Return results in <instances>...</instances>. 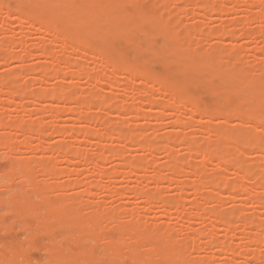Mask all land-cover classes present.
<instances>
[{"label": "bare ground", "instance_id": "6f19581e", "mask_svg": "<svg viewBox=\"0 0 264 264\" xmlns=\"http://www.w3.org/2000/svg\"><path fill=\"white\" fill-rule=\"evenodd\" d=\"M21 1L19 0V2H21ZM26 1H29L30 3H28V5L30 4V6H32V7L35 6L36 9H38L37 7L40 6L38 4H43L45 11L49 15L48 19H54V20L60 19L63 22V24H65V26H67L69 24L71 26H72V24H74L76 26L74 30H72V31L70 30L71 31L70 33H69V31H65L68 34H70L68 36L65 35L64 32L63 33H58L59 31H57L55 33L56 35L59 34V35L56 36V38H58V40L61 39V41L64 40L65 43H66V41H68V43H70L68 45H70V47L72 46L71 49H70L72 51L75 50V49L73 50V48H75V47H78V48H76V50L77 49L80 50V48H79L80 45L78 46V44L81 43L80 38L83 37V36L85 37L88 34H92V35H95V36L97 35L99 40L101 42H103L104 44L109 39L111 34H118V33L120 34L122 31H125L127 33V32H130L133 29H140L141 31H143L147 35V40H151V38H152L151 36H153L155 34L164 37L166 42L171 47V49L169 48L168 50L171 51L170 52V56H171L172 60L175 63H178V64L179 63H181L183 65L187 64L186 71H185V75H186L185 76L186 77L185 78V82L189 81L192 84L193 83H197V82H201V83L205 84L207 86V88H208V91L210 92V94L212 96H214V97H220L221 96V99L218 101V105L221 104V106L223 108H225V109L219 108L221 106L210 108L208 110L204 109L203 107H200L198 105L197 101L194 99V97H192V95L187 93L188 92L187 91L188 87L186 85L184 86V90L185 91L181 90V86H180V89H179V87H177L175 84L169 83V81H166V82H168V83H166L165 79L162 80L160 77L155 76L154 73H152L150 71H144V70L142 71L141 70L142 66H141L140 71H139L138 69H136L135 67L130 66V65L123 66V64H122L120 66H117L118 65L117 64V65H115V68H117L116 72H114L115 70L111 71V69H110L109 72H111V73L113 72V73H112V75L110 73V75L108 74L109 76H106V77H109V78L106 80V81H108V83L106 82L107 84L106 83L105 84L108 85V84L111 83V81H115L114 79L117 78L118 71L120 73L122 71V73H124V74L121 73L123 75V80H122L123 82L122 83L124 85L122 84L123 87L122 86L121 87H122V90L124 91L125 88H128L129 83L133 82L134 77L137 76L139 78V80H140L139 81L140 82L139 83L140 84V86H139L140 88L138 87V88H135V89H138V92L136 91L137 92L136 95L139 98L138 101H140L139 102L140 106L132 108L133 110L134 109L136 110L135 113L136 112L137 113L138 112H142L143 109H145L144 105H146V106L147 105H149V106L151 105V106H153L152 108H155V107L158 108V109H156V108L155 109H156V111L158 110L159 111L158 113H160V114L161 113L163 114L167 109H169L171 111V113L170 112H168V113H170L172 115V117H173V115L176 116L175 117L176 119L174 121L177 122L178 125H179V123H181V125H183V126L189 125L190 121H188V119L185 120V118H183L185 116V114H186L185 110H187V109H191L193 111V113L195 112V114L197 113L201 117V119H206V121L209 120V122L207 121L208 123L205 121L208 125L205 126L204 125L205 123L202 124L203 127L205 126V128H203V130H206L209 138H211V136H214L215 137L214 140L216 141V138H217V139L220 140V142H218V143H216V145H214L215 146L214 149L212 148V150L214 151V154L212 153V155L210 157V160H209V158H208V160L211 162V165H213L214 168L216 167L217 169L220 170V167H221L220 164H222V160L226 159V161H227V159H228L229 163H228V161H227V163L232 165V166H230L228 168H232V170L231 169L230 170H231V172L236 173L235 176L238 175L237 176L238 180L235 181L236 178L234 179V177H233V179H234V180H232L233 182L231 181V179L230 180H228V179L225 180L226 178L222 177L221 175H214L212 177L209 176L211 178H207V176H205V174H204L205 173V171H204L205 170L204 169L205 168L204 162H206L205 158H207V156H208V155L205 156V154L208 151L207 147H209L210 144L215 142V141H213L211 143L210 140H207V138H206L207 136L202 138L203 141L206 138V142H204V144H202L203 141L202 142L200 141L201 142L200 145L196 144V142H194V140H192L194 137H192V136L190 137L192 141L190 140L188 142V146L186 145L187 146L186 149L191 154H189L188 152H186V153H188V155L190 156V158L192 160V158H194L192 153L195 154V152H196L200 156V158L203 157L202 160H201V163L204 161L202 163V165L197 164V163H196L197 165H192L196 161L200 162V160H196V161L193 160V163L192 162L190 163L189 162L190 158L188 159V161H186L184 159H180V158H178L179 152L175 148V146L177 147L180 144L184 143L183 141H185V142L188 141L187 140V139H189L188 136L187 137H183V138L181 136L180 137L181 139L177 138V137H179V133H178V130H177V134H175V133L173 134L172 133L175 136L170 135V133H169V134H167L168 136H166L164 134L165 136L163 137V136H161L162 135L161 134L158 137L149 139L150 137L148 135H146L145 133L141 132V131H144V130L140 129L139 130L140 132H138V134H137L135 132L134 128H133V130L129 129V126H131L132 124L128 125V130L129 131H127L125 129H123V131H126V132L121 131L122 129H119V128L121 127L120 124L123 123V122L119 123L117 121V119H116L117 122H113V126H114V123H116V124L119 123L118 124L119 128H117V125H116L117 129L114 127L116 129V131L119 129L118 130L119 132L118 131L114 132V130H115L114 129L113 130L114 134H112V136L111 135L109 136V134H111L112 132L111 133L108 132L109 133L108 136H109V139L112 138V139H114V141H117V146L118 147L116 146V149H114L115 147L112 144V146H113L112 148L113 149H111V151H109V152L107 150L108 147H103V148H105V150H107V152H108L107 155H110L112 158L109 157V156L107 157L105 152H103L104 149H102V152L100 151L101 149L98 146V144L100 142L98 140L103 139V137L104 138L107 137V136L103 135L104 132L102 130H104V128L100 127L101 126L100 124H103V126H104V123L102 121H104L103 119L105 117L107 118L109 112L106 113L107 115L104 118L101 117V119H100V116L98 117V116L94 115L93 113L95 111L92 112V110H94L92 108H94L93 105L99 106L98 105L99 104L98 100L95 99L97 103H94V104L93 103H86V101L88 102V100L85 101L86 96L83 93L82 94L85 97L84 100L82 98L83 96L80 97L78 95L79 93L78 94L76 93L77 95L75 94L77 97L78 96L79 97L74 99V97H75L74 93H73V91H71L70 86H69V89H68L67 85H69V84L65 83L63 81L64 79L61 80L62 82H64L63 84H61V85L58 84L55 87L53 86L54 87L53 91H50L49 93H47L48 94V99H47L48 103H46V105H47L46 107H47V111L49 112L48 116H49V118L54 116V113H56L57 108L61 105L60 104L61 102H63V106L62 107L64 109L65 108L67 109L68 106H70L71 101H73L74 102V106H73V102H72V106L74 108H76L75 104H78L80 106L82 105L83 106L82 108L84 110H82V108L77 105V108L80 107L79 108L80 110L78 109V110L75 111L74 108H72L73 109L72 110L71 109L72 106H71V107H69V109H67L66 111L64 110V111L67 112L68 114H69V112L75 111V115H77L79 113V115H77V117H75V119H73V120H75V121L78 120L79 124L84 121L85 122L84 123L85 124L84 128H86V129L81 130L79 128L80 130H77L75 128V126H72V124L70 125L69 123H67V124L62 125L60 127L53 126V128L51 129V134H56L57 133L58 135L62 134L64 136H68V138L70 137L71 139H73L71 141H74V140L75 141L76 140L80 141L81 139L82 140L84 139V141L87 142L89 146H91V145H93V147L96 146L95 149L96 150L100 149V150L97 151L98 153L94 154L95 155L94 158H92V156L90 154L88 155V152H87L88 149H87V151H84V152H78V153L75 152L74 153L71 150L72 148H70V147H72V145H70L71 141L68 139V140H64V141L61 140L62 141L61 142L62 146L57 144L58 147L60 146V148L54 147L55 146V142L53 143L54 144V145H52L53 149L54 148H58L57 150H59V152H56L57 151L56 149H54L55 150L54 151L50 146H49V148L48 147L42 148V150L46 149L45 150L46 152H48V153L50 152L49 153L50 155L52 154L51 151H53V153L54 152L57 153V155L52 160H49V161H46V162H41V164H39V165H38V163H39L38 161H33L32 159H30L28 157L27 158H22L20 160L17 157L15 158V156L12 157L13 153L17 154L19 152V150L21 151L24 148L27 151L30 150L31 152L32 151H38V145H35V143H33V139H36L41 134L42 126L43 125L45 126L46 123L41 126L42 123L40 124V121L39 122L36 121L37 123H35V121H33L34 123L29 124L30 122L27 123L26 119L23 118V117L21 118V117L15 116L13 118V116L15 114H13V115L9 114V111H10L9 107L10 106L9 107H5L6 105H3V104L5 102H7L8 105H10V104L12 105V103H13L14 106H12V107H14V109L12 108V110L17 111V109H19V111H20V109H21L23 112H25L26 108L24 106L25 105L24 103H26V102L23 103V102H21L22 101L21 99L17 98L18 95L20 96L19 93H16L17 96L15 97V99L17 98V99H19V101L21 100L20 103H15L14 101H16L17 99L14 100L13 96H11V95L9 96L8 94H6L8 96L7 100L6 101L4 100L5 102H2L3 104L0 101V104L3 105V106L0 105L1 111H3L2 113H0V129H2V130L4 129L3 132H2V130H0V132H1V134H0V148H4L3 149L4 151H5V149L8 151V153L5 151L6 152V155L4 154L5 157L8 154H10L9 155L10 160H13V163H14V159L18 160V163L11 171L8 172V171L4 170L2 173L0 172L2 174V176L1 175L0 176L3 177L2 178L3 179V184L2 185H3L4 189H7L6 191L4 190V192H8V190H9V193H10V191H11L10 189L12 188V186L14 184L16 186L17 185L16 182L17 183L19 182L18 185L21 184L22 186L26 187L27 188L26 191L27 190L29 191V189L31 190V192H32L31 196L39 197L40 203L38 201H36L37 197L36 198L34 197L36 200L34 198H32V199L35 200V201L33 200V204L35 202H37V203H39V206H34L32 203L29 202V204H31L32 207L28 209L27 206H24L23 202L20 203V202H17V201H13L12 203L10 202L11 203V207L10 208H11V210L13 209L15 212L19 213L18 215L22 216L23 218L30 217V214L31 213H35L36 212L35 210H38L39 207H40L41 210H44L45 213H38V214H42V217H44V219H42V220H44L43 223H42L43 225H42L40 230L41 231L43 230L42 233H45L46 235L49 234V233L56 235L55 236L56 238L53 240V243L50 245L51 248L49 247L51 249L50 251L52 253L53 252H57V251L59 252V250L62 251V254H60L61 255L60 259L57 260V258H56V256L57 257L60 256L59 254L58 255H54L55 258H51L53 256H50V257L48 256L49 257V261L46 264H128V261H132L133 264H211L209 261H205V260L203 261L202 259L198 260V259H189L188 258L187 252L188 251H195V250L199 249V247L201 245V241H202L201 240V236L203 237V235H205V234L196 233L197 237H188L187 230H192L193 229L192 227L188 226L186 228L187 230H185L186 232L183 234L184 235L183 236L184 239L181 238V237H180V239H175L174 235H173V232L170 229L162 230V229H159V228H154V229H151V230H147L146 227L140 225L138 219H136V218L128 219L129 221L126 220L127 216H129V214L127 213L128 211L126 210L127 207L126 208L124 207L125 209L122 207L123 209L122 208L120 209V210H122V212H120V210H117V213L113 212L116 209H114L113 211H111L112 209H108L106 211L100 212L101 209H99L100 207L98 208V205H99V203L102 200L99 197L97 198V200H93V199L90 200V199H87L86 197H84V199L78 198V199L75 200V198H74V200H72V199L70 200V198L64 197V194H62V192L64 190L71 189L73 187H76L79 184H80L79 186H82L81 184H85L86 183V182L82 183L83 180L81 181L80 178H76L74 176H73L74 177L73 178L71 176L72 172H73V174H75L74 173L75 169H73V167L71 168V167H67L66 166V168H65L66 170L61 171L60 174H63V172H64L63 176L66 178V182H64L63 185H62V183H61V185L60 184H57V185L55 184V186H54V184L52 185L50 183H46V184L42 185V183L37 182V178H38L37 176H38V174H39V176H40V174L44 175L43 177H45V176L46 177H51L54 174L56 175V173H55L56 172L55 163L60 162V160H62L61 162H68L69 163V162L73 161V163H77V162H74V160H73V159H76L79 164H80V162L86 163L88 161L91 164V169H90V171H88L90 174L87 175V176L90 177V180L88 181V184L90 183V187H93L92 185H94V187L96 186L98 188V183L97 182H99L98 180H100V178L104 177L105 180H107V181H114V180H116V178L119 175H121V173H124V176H125V179H126L127 182L135 180L138 175L147 176L148 179H146V180H149V179L151 180L152 179V180H154L156 182L159 180V181H161L163 183L166 182V183H169V184L171 182H175L177 184L178 188L180 190H182L184 187H187L188 184H186L187 182H185L183 180L181 181V179H177L176 177H177L178 174L182 173L180 171L184 168V166H187L189 169H191V172L196 174L195 177H198V178H196L198 180L194 181V182L198 183L197 185L195 184L196 188L194 187V185L191 186L192 188L194 187L193 188L195 190L194 193L196 192V194L198 195L196 201H194L191 204V206H186L183 203V198H185L184 197V194H185L184 191H181V194L178 193V197L176 196L177 198L174 199L176 201H174L173 199L172 200L163 199L164 197L162 198V195H160L161 194L160 188H158L157 186L156 187L153 186L151 188L152 189L151 191H150V188L149 189L146 188V190H144L145 187H144L143 183H138V185H134V186L132 185V186L128 187V191H129V193H131L133 195H137V194H140V195L142 194L143 195L144 194L143 196H144L145 199H143V200L145 202V205H149L150 206V205H153L154 203H156V201L161 202L163 211L166 212V213H170L168 211L172 210L174 208L173 212L176 213L179 216H188L189 215L190 217L194 216L197 219H200V218L203 219L207 213H208L207 215L210 214L209 215L210 219H208V220H210L209 221V228L207 229L209 232L206 231L207 233H206V235L204 237H205V240H206V236H208L209 240L208 241L206 240L208 242V244H211V243L217 244L219 242L218 245L220 246V244H221L220 242H222V241L219 240L217 242L218 238L216 237L217 234H218V233L216 234V231H218L220 228H217L218 226H216V224L220 223V225H223V228H222L223 230H225L226 232H231V231L234 230V224L237 225V223H234V221L235 222L237 221L235 219V217L239 218L240 217V213L236 214V215L234 214L235 215L234 216L233 214H231L233 212L230 213L231 215H229L228 212L225 213L227 211V209H225L226 211L219 210V209H218V211H216V209H214V211H213V208L210 210L211 207L208 208L207 202L211 201L210 199L213 198L214 191H216L215 189L218 190V188H221L222 186L221 187H219V186L222 184L223 187L225 186L223 189L227 188L231 192L230 194H227V199H230V200L234 199L235 200V198L238 196V193H240V194L242 193L241 195L246 194V195H248L247 196V198H248V197L251 196V194H253V193H251V191H252V186L251 185L252 184H250V185L248 184L251 187H249L247 184H246L247 186H245L244 184H242L243 183L242 180L247 179L248 177H253L252 175H254L253 173L255 171H258V172L260 171L261 176L259 178H261L262 180H260V182H259V180L257 181V186L264 190V164H263L264 161H261V160H264V159L263 158L260 159L257 156L258 158L256 157V161L253 162V166L251 167L250 165L248 166L249 163H247V165H246V163L245 164L243 163L244 162L243 161V157L241 156L240 153H239L240 155L237 156L236 152L231 150L232 151L231 154L235 153L234 154L235 156L232 155L234 157L231 158L232 156H231L230 152H228V151H230V148H228L229 150L226 149L227 148L226 146L228 145V143L229 144L231 143L230 146H232V142L234 141L233 143H235V141H237V140L239 142H241L240 145L243 143L246 146H248V149L251 146H252L251 148L256 147V149H258L260 144H262L264 142V137H261L260 134L257 135L256 131L253 133L250 130L248 131V130L243 129V128L242 129L238 128V129H240V131H237V129H236L235 134H233L228 129L226 130V128L228 126H230V125H228V124H230V123H228L229 120L232 119V121H233V119H239V122H241V124H243L244 120H246V119H250V118L254 119V118H256L258 109L259 108H264V81H263V79L256 78L257 75L255 76L253 73H250L247 69H245V70L248 71V72L243 71V70L240 71V72H237V73H235L234 71L233 72L227 71V69H229L228 67L230 66L228 64L232 63L230 61L235 60L232 55H230V56H232L231 58L224 59V60H226L225 62L229 61V63L227 64L228 65V67H227V66H225L226 64H225L224 60L221 61L220 59H218L220 61H217V60L213 61V58H211V56H205V57L203 56V57H201V55H202L201 54L200 57H199V56H197L199 53L198 54L195 53L196 51L194 53L189 52V50H188L189 48L187 47V45L185 46V42L187 43V39L188 38L186 37L187 38L186 39L183 36L179 37L172 29V27L174 26L175 23L173 24L170 21L172 20V22H175L176 20L173 21L172 18H171V20H170V18H168V20H170V21H164V19L161 16H155L153 18H148V16L146 14L151 15V14H154V12H152L151 10L146 12L147 9L146 10L143 9L141 11L137 10L135 8V6H136L138 0H26ZM26 3L24 4L23 1H22L23 5H26ZM22 4H19V6L22 7L23 6ZM195 4H198V3H195ZM223 4L225 5V3H223ZM6 5H7V3H6ZM137 6H139V5L137 4ZM200 6H201L200 8L205 9V6L204 7H203V5H200ZM218 6H220V5L218 4ZM226 6H225V8H226ZM263 6H264V4H263ZM3 7L7 8L2 3H0V9H3ZM218 8L220 9V11H224L225 10V12H226L225 8H224V10H221L222 9L221 6L218 7ZM215 9H214V12L215 11H217V12L219 11V9L218 10H217V8H215ZM259 9H262V8L259 7ZM6 10L8 11V13H10L8 8L4 9V11H6ZM21 11H22V9H21ZM154 11L155 12L158 11L156 6H154ZM37 12H29L27 14V16L25 15L26 17L23 16V14L21 15V12H20V15L22 16L21 17L20 15H18L19 14V10L16 7V9L12 10V12H11L12 14L11 13L10 14L11 15L14 14V17H15V15L17 17L20 16L19 18H21V19L25 18L24 19L25 22L29 21V24L31 22V24H30V26H31L32 24L35 23L34 20H37V18H38V13ZM255 17L256 16H253V18H255ZM164 18L166 19V17H164ZM24 20H22V21H24ZM245 20L249 22V19L248 20L245 19ZM42 21H44V20H42ZM100 21H102V23ZM99 22H100V24H99ZM241 22H243V21H241ZM36 24L38 25L37 22H36ZM96 24H98V25H96ZM171 24H173V25L171 26ZM34 25L31 26V27L33 28ZM42 25L43 24H41L39 26H42ZM54 26H56V25H54ZM42 27H44V26H42ZM186 27L188 28V26H186ZM46 28H45V30H46ZM35 29H37V28H35ZM50 29H52L51 26H50V28L48 27V30L51 31V32L48 31L50 33V35L53 34V32H52L53 30H55V31L57 30V28L52 29V30H50ZM181 29H183V28H181ZM40 30H41V28H40ZM45 30H44V32H45ZM67 30H69V28ZM211 31H210V33H211ZM177 32L179 33L178 30H177ZM214 32H212V34L215 35V33L217 31L215 33ZM180 33H181V30H180ZM228 33H230L229 30H228ZM55 34H54V36L52 35L53 37H50V38H54V40H55ZM188 34H189V31H188ZM222 34H223V32H222ZM224 34H223V36H224ZM249 34L250 33H248V36H251L253 33H251L250 35ZM208 35H210V34H208ZM180 36H181V34H180ZM217 37L219 38V36H217ZM5 38H7V37H5ZM201 40H202V38H201ZM55 41H57V40H55ZM189 42H191L190 38H189L188 44H189ZM42 44L43 43L36 44V47H37V45L42 47ZM43 46L46 47L47 45L43 44ZM213 47L214 46H212V48ZM86 48L85 49L82 48L81 50L84 49V52L86 50L85 54H88V56H89L90 52H87L88 48L87 49ZM48 50L49 49H46L47 53L44 52V51L42 52V54L43 53L47 54V58H48V55H51L50 52H49L51 49L49 51ZM230 50H232V49H230ZM88 51H90V50H88ZM209 51H211V52L213 51L214 53H216V52H220L221 53V51H218V50L215 52V48H213L212 50L210 49ZM94 52L92 54H95V55L97 54L96 57H98L99 54L97 52L96 53H94ZM167 52L168 51H167L166 47L164 45H160L159 44L158 46H156V49L153 51V54H152L153 56L152 57L155 60L161 62L165 56H168ZM211 52L209 53L210 55L212 54ZM8 56H9V59L7 57L8 60H11L12 58L16 57L14 55L12 56L11 53ZM51 56L49 57L50 59L52 58ZM63 56H67V55H63ZM216 56H217V54H215L214 57H216ZM218 56H219V54H218ZM221 56H222V54L219 57L221 59H223V57H225L227 55L225 53V56L224 55L222 57ZM101 57L102 58H100V56H99L98 59H101L100 61H102V59H103V62H106V63H104V67H101V68L105 69V72H107L109 69H106L105 66L109 65V68H110V65H111L110 63L111 62H109L110 61L109 59H108L109 61L107 60L108 57H104V58H103V56H101ZM93 58H95V57H93ZM239 58L237 59V61L235 60L236 61V65L240 62ZM79 60H81V59H79ZM62 61H63V59H62ZM113 61H114V57H113ZM235 61H233V62L235 63ZM66 62H63V63H66ZM70 62L72 63V61H70ZM74 62L75 61H73V66L76 65V64L78 65L77 61H76L75 64H74ZM135 63L136 62H133V64H135ZM125 64H128V63H125ZM49 65L51 66L52 62ZM49 65H48V67H49ZM53 65H55V64L53 63ZM99 65H100V63H99ZM232 65H234V64L232 63ZM42 66L46 67L44 65H42ZM78 66L79 67L76 66L78 68V70H76V71H74L75 69L73 70V72H75V73H73V75L71 74L72 73V70H71L70 75H72L71 77L73 79L77 78V77L81 78V76H82L81 70H82V68L84 66L81 63H79ZM37 67H39V66H37ZM48 67H47V69H48ZM113 67L111 66L112 69H113ZM226 67H227V69H226ZM34 69L37 70L36 67ZM52 69L53 68H51L50 71ZM102 69H101V71H102ZM120 69H121V71H120ZM230 69H232V68H230ZM41 70H42V67H41ZM83 70H85V69H83ZM86 70H85V72H86ZM137 70L139 72H137ZM38 72H39V70H38ZM105 72H101V73H105ZM93 73H94V71H93ZM98 73H100V72L98 71ZM98 73L96 74L97 77H98ZM101 73L99 74L100 76L102 75ZM11 74H12V72H11ZM86 74H88V73H86ZM90 74H88L89 76H87V77H88V79H90V77H91V80H90V82H91L92 78L96 77V75L92 76V74L91 75ZM18 75H19V73H18ZM48 75H49V73H48ZM48 75L46 76V74H45L46 77H48ZM65 75H66V73H65ZM2 76H4V75H2ZM58 76H60V75L58 74ZM74 76H76V77H74ZM119 76H118V78H119ZM261 76H263V78H264V71H263L262 75L260 74V77ZM84 77H86V76L84 75ZM214 77H219V82H216V83L212 82V79ZM18 78H19V76H18ZM63 78H64V76H63ZM101 78H103V77H101ZM12 79H10V80L12 81ZM16 79H17V77H16ZM77 79H79V78H77ZM95 79L93 81H95ZM6 80H7V82L9 81L8 79H6ZM6 80H4V81H6ZM18 80L20 81V79H18ZM100 81H101V79H100ZM0 82H1V80H0ZM13 82L14 83L12 85L16 84L15 80ZM101 82H103V81H101ZM149 82L150 83L152 82L151 84H154L157 87L159 86V89L161 88V91L158 90V88H156L159 91L158 94L160 96L167 95L169 97L168 94H170V95L173 94L172 95V97L174 96L173 100L168 102L167 100H169V99H166V101L168 102L166 104L165 102L163 103L162 101L159 102V100L161 98L159 95L158 96L160 98H159L158 101H157V99L155 97L153 98V96L147 95V92H145L146 88L144 87V85L148 84ZM8 83H10V82H8ZM96 83H98V81H96ZM64 84H66L65 86H67V87H65ZM90 84L91 85H95V84H92V82ZM142 85H143L144 88L142 87ZM102 86H103V83H102ZM124 86H125V88H124ZM95 87H97V86H95ZM98 87H100V86H98ZM1 88L2 87H0V90H1ZM6 88L4 90L5 91L8 90V92H9L10 89L8 87H6ZM22 88H23V86H22ZM25 88H28V87H25ZM25 88H24V91L26 90ZM102 89H105V88L102 87ZM102 89L100 87L99 90L101 91ZM20 90H21V88H20ZM28 90H29V88H28ZM97 90H98V88H97ZM12 91L13 90H10V92H12ZM68 91H70V93H73L72 96H74V97H72V98L69 97L71 95L70 94L68 95ZM148 91H150V90H148ZM35 92L36 91L34 90V96H35ZM47 92H48V90H47ZM98 93H99V91H98ZM0 94L3 95L2 93H0ZM12 94H15V93L12 92ZM21 94H23V93H21ZM89 94H90V92H89ZM153 94L155 95L154 92H153ZM153 94H151V95H153ZM97 95H99V94H96V96ZM5 96H4V98L2 96V98L5 99ZM100 96H101V94H100ZM31 97H33V95ZM102 97H104V96H102ZM235 97L237 98L236 105L234 107H232L231 109H228V107H225ZM0 99H1V96H0ZM29 99L31 100V98H29ZM40 99L41 98L39 97V99H38V96H37L36 99L34 97L33 101L32 100L31 101L34 102V106H35V104L36 105L39 104L38 100L40 101ZM115 100H116V98H115ZM26 101L28 102L27 99H26ZM100 101L104 102L101 99H100ZM108 101H106V102H108L106 104L102 103V105L105 104L106 109H107V106H109V107L113 106V104H114L113 102H115L114 100H113V102H110V100H108ZM93 102H95V101H93ZM116 102H118V101H116ZM146 102L149 103V104H146ZM15 104H17V107H16ZM117 104H120V103H117ZM123 106L124 105H121V106L118 105L117 106L118 109H119V112L121 110H123V108H125L126 105L124 107ZM36 107L37 106H35V108ZM100 107H101V104H100ZM218 109H220V110H218ZM29 110H32V109H29ZM34 110L35 109L33 108L32 111H34ZM36 110H38V109H36ZM125 110H127V109H125ZM147 110L149 111L150 109H147ZM223 110H224V112H223ZM22 111H20V112H22ZM79 111H81V112H79ZM102 111H104V110H102ZM76 112H78V113L76 114ZM219 112H223L221 114L222 115L224 114V116H223L224 119H223L222 122H220L221 125L218 126V124H217L218 122H216L214 124L213 123L214 121H210V120H213V118H214V116H216V114H218V117H220L221 115L219 116ZM260 112L262 113L261 110H260ZM263 112H264V110H263ZM137 113L135 114V116L137 115ZM143 113H145V112L143 111ZM155 114H153V115L155 116ZM195 114H193V115H195ZM26 115L28 116V114H26ZM104 115H102V116H104ZM119 115H123V113L122 114L119 113ZM138 115H140V114H138ZM94 116H95V118H94ZM143 116H144V114L141 117H143ZM150 116H151V114H150ZM180 116H182L181 117L182 119L180 118ZM192 116H185V117H188V118L191 117V119H193ZM136 117H140V116H136ZM144 117H146V115ZM157 117H158V115H157ZM262 118H260V119H262ZM71 120H72V117H71ZM255 120H257V119H255ZM100 121L102 123H100ZM194 121L196 122L198 120L195 118ZM257 121H259V118H258ZM260 121H262V120H260ZM41 122H42V120H41ZM43 122H44V120H43ZM210 122H212V123H210ZM109 123L106 124L107 127H108ZM198 123H200V122H196V124H198ZM209 123L211 125H209ZM246 123H247V121H246ZM212 124H214L215 126H213ZM224 124H227L228 126L225 128ZM238 124H240V123H238ZM258 124H260V122ZM262 124H263V122H262ZM73 125H75V124H73ZM198 125H200V124H198ZM249 125L251 126V123H249ZM136 126H137V124H136ZM193 126H194V124H193ZM242 126H244V124ZM109 127L111 128L112 125H110ZM126 127H127V125H126ZM131 127H133V126H131ZM199 127H201V126H199ZM260 127H262V126H260ZM263 127H262V131H260V132H263L262 134H264V128ZM74 128L76 130H74ZM187 128H190V127L188 126ZM200 129H202V128H200ZM46 130H48V129H46ZM137 131H138V128H137ZM23 133L24 134L26 133L27 139H25L22 142L23 139L20 137L21 138V142H20L19 138L17 139L16 137H18V135L20 136L21 134H22V137H23V135H24ZM187 134H189V133L186 132L185 135H187ZM26 135H24V136H26ZM105 135H107V133ZM190 135H192V134H189V136ZM147 136H148V138H147ZM198 138H201V137L199 136ZM221 138L231 139V140H230V142L227 143V141H225L223 139L224 140V143H223V142H221ZM232 138H234L235 140L232 141ZM112 139H110V140L112 141ZM158 139H160V140H158ZM198 140H200V139H198ZM114 141H112V142H114ZM134 142H136L137 145L139 146V148L143 152H145V153H143V156H141L143 158H141L139 156L141 159H139L138 157L130 158V156L129 157L127 156V154H130V153H128L129 150H130V147H132V146H130V144L132 145V143H134ZM121 143H124V144L122 145ZM225 144H226V146H225ZM243 144L241 146H243ZM197 146H199V147H197ZM246 146H245V148H246ZM262 146H264V145H262ZM93 147L92 148L90 147V148L93 149ZM196 147L198 148L197 150H196ZM236 148H237V146H236ZM159 150L163 154L164 161H166L165 168H166V171H168V174H166L165 176H164V174L162 172H161L162 174L160 173V171L158 170L159 168L157 169L158 166H156V164L154 163L155 161H154L153 156H152L154 151L157 152ZM209 150H210V148H209ZM177 152H178V155H177ZM186 153H184V155H186ZM162 154H161V156H162ZM149 155L152 156V157H150ZM198 155H195V156H198ZM4 156H3V158H4ZM10 156L12 157V159H11ZM89 156H91V158ZM209 156H210V154H209ZM261 156L264 157L263 155H261ZM106 157H107V161L108 162H109V158H110V161L112 162L111 164L117 165L116 169L107 170L106 172L105 171L102 172L99 169L101 167V164H103L104 162H107L106 160H104V159H106ZM182 157H184V156L182 155ZM228 157H230V159H233V161L232 160L230 161V159ZM30 160H32V162ZM68 163H66V164L68 165ZM163 163H165V162H163ZM11 165H12V163H11ZM188 168L185 170L186 172H187V170L190 172V170ZM225 169H226V167H225ZM226 171H228V170H226ZM76 173L83 174V173H81V169H80V171L77 169ZM85 173L86 172H84V175H85ZM75 176H76V174H75ZM16 179L20 180V181H17ZM154 181H153L152 184H154ZM177 182L178 183L180 182V183L178 184ZM258 182H259V184H258ZM249 183H253V181L249 182ZM40 184H41V186H40ZM206 184H208L207 186L212 187V188H210L211 190L209 192L205 191L208 194L204 193V191H203V189H204L203 186H205ZM18 185L16 186L17 190H18ZM21 185H19V188L21 187ZM87 185H86V187L84 186L85 188H87L86 191L88 190ZM99 185H100V182H99ZM254 185L256 187V184H254ZM1 186H0V188H1ZM100 188H102V190H104V193L112 195V196H114V194H115V196H119L118 194H120V193H118L119 189L117 190V187L115 185L102 184V186H100ZM55 189L57 190V193H56V195H52L53 194L52 191L53 190L56 191ZM1 190H3V189H1ZM17 190H15L14 192H16ZM21 190H23L22 187H21ZM27 192H26V194H27ZM89 192H90V188H89V191H88L87 194H89ZM226 192H228V190ZM1 193H2V191H1ZM1 193H0V198L2 199L3 198V194L1 196ZM18 193L20 195V192H18ZM262 193L264 194V192H262ZM26 194H21V198L25 199L26 202H27V200L29 198V195L24 197V195H26ZM85 194H86V192H85ZM216 194H217V191H216ZM218 194L215 196V201H216L217 196H219ZM253 195H252V197L255 198L254 201L252 199L253 203H257L258 206L260 205V206H262V208H264V198H263L264 196L262 194H260L258 196L254 195V196H256V197H254ZM31 196H30V198H31ZM128 196H130V195H128ZM261 196H263V197H261ZM9 197L10 196H8V198H7L8 200H9ZM17 197L19 198L20 196H17ZM247 198H244V201H246ZM213 199H212V202H213ZM219 199H221V200H219ZM219 199H217V200H219L220 203L223 202L222 197H219ZM248 199H250V198H248ZM3 200H5V197L3 198ZM25 200H23V201L25 202ZM7 201H5V202H7ZM252 201H249V202L252 203ZM0 207H3V205H0ZM4 207H6V205ZM85 207L89 208V211H84L83 209H85ZM6 210H9V208L6 209ZM32 211H35V212H32ZM109 211H111V212H109ZM12 215H11V217H12ZM237 215H239V216H237ZM42 217H39V218H42ZM241 217H242V215H241ZM241 217H240V219L242 221H244V223H242L244 225H242V224L241 225L245 226V228L242 227L243 228L242 231L245 232L246 228L247 227L249 228V226H248L249 224H251V226H252V224H254V221L251 220L253 217H251L250 219L245 218L246 220L242 219L244 217V215H243L242 218ZM42 220L41 219H40V221L37 220L38 222L36 221V223H39ZM1 221H0V223H1ZM125 221H127L128 223H125ZM11 222L9 224H11ZM21 223L23 224L24 221H22ZM18 227H19V225H18ZM248 228H247V234H246V232L245 233L242 232V233L248 235ZM5 229H7V228L5 227ZM28 229H30V228H28ZM37 235H38V228L36 230H32L31 234L29 235V238H30L29 242L32 245L36 246V247L38 246V244H37L38 242L36 243V241H34V239L37 237ZM46 237L48 238V236H46ZM191 238H193V239H191ZM250 238H251L250 239L251 241L249 240L248 244H250V242H252L257 247V248H254V249L251 248L252 249V251H251L252 257H253V254H254L255 255L254 259H257V260L258 259H263L264 260V255L262 253L258 252V247L260 245H264V234L263 233H254V235L252 237H250ZM51 239H53V238H50V241H51ZM2 241H0V242H2ZM209 241H210V243H209ZM16 242H18V241H16ZM104 242L105 243L107 242V244H105ZM9 243H10V241H9ZM223 243L225 244L224 246L226 247V245H227L226 242L223 241ZM223 243L221 245H223ZM102 244L105 246L104 250H100V248L103 249V247H104ZM246 244H247V242H246ZM211 245H213V244H211ZM211 245H208V246L210 247ZM215 246H217V245L212 246V248L215 247ZM230 246H232V245H230ZM230 246H227L229 248V250H228L229 253H227V254H231V255H235L236 254V256L238 254L239 257L240 256L244 257L245 260L248 259L247 257L245 258V256H247V254L250 253V250H251V249H249L248 245H244V246H242V248L239 247V251L237 250L238 252L234 249L233 246L232 247H230ZM46 247H48V246H46ZM227 247H226V249H227ZM12 248H13V250L4 249L1 252V254H0V264H2L1 261L7 260V259L10 260V258H9L10 254L11 255L15 254L16 256H21L22 258H24V262L26 264H29L28 263L29 259H28L27 253H26V251L24 249H14V245L12 246ZM219 248H222V246L219 247ZM219 248H217V249L221 250ZM218 250L215 249L216 252ZM222 251H224L225 253L227 252V250L225 251V249L224 250L222 249L221 253H222ZM123 252L126 254L127 259L125 258V256H124L125 254H123ZM14 257L11 260H13V259L15 260ZM48 257H46L47 260H48ZM252 257H249V260ZM229 258L231 260V256ZM229 258H228V260H229ZM254 259H253V261H254ZM230 260H229V262H230ZM37 261H39V260H37ZM233 261H234V259H233ZM233 261H231V263H229V262L228 263L229 264H238V263L239 264H248L247 262H249V261H247V262H241V263L237 262V263H235V261L234 262ZM21 262H22V260H21ZM223 263L227 264L225 262H223Z\"/></svg>", "mask_w": 264, "mask_h": 264}, {"label": "rangeland", "instance_id": "374dc122", "mask_svg": "<svg viewBox=\"0 0 264 264\" xmlns=\"http://www.w3.org/2000/svg\"><path fill=\"white\" fill-rule=\"evenodd\" d=\"M22 1H23L24 4L27 2L26 5H23ZM22 1L19 2V0H0V3H2L4 6H6L10 13L12 12V10L16 9V7L19 10V14L18 15H20V12H21V15L23 14V16H25V15L27 16V14L29 12H37L38 11L37 12L38 13V18H37V20H34L35 23L33 22L35 25L34 24L31 25V26L34 25V27L37 28V29H35L34 27L32 28L30 26L31 22L29 24V21L25 22V20H24L25 18L24 19L23 18L22 19L19 18L21 15L18 16V17L15 15V17H14V14L11 15L12 13L11 14L8 13L7 10L4 11V9H7V8L3 7V9H0L1 10L0 11V51H1L0 52V75H1L0 76V80L2 82V83L0 82V87H2L1 90H0V93L3 94V95L0 94L1 99H2V100L0 99V101L2 103V102H5L7 100L8 96L6 94H8L9 96L10 95L13 96L14 100H16L17 98L21 99L22 100V101L20 100L21 102H23V103L26 102L27 103V104L24 103L25 105L23 104L25 106V108H26L25 112H23L21 109H20V111H22V112H20L19 109H17V111L12 110V108L14 109V107H12V106H14L13 103H12V105L11 104L8 105L7 102H5L4 104L2 103V104L6 105L5 107H9L10 106L9 107L10 111L9 110L8 111H9V114H11V115L15 114L13 116V118L15 116H18V117H21V118L23 117V118L26 119L27 123L30 122L29 124L34 123L33 121H35V123L40 121V124L42 123L41 126L43 124H45V123H46L45 126L46 125L47 126L45 127L43 125L42 126V132L40 134L41 136L39 135L36 139H33V143H35V145H38V151H32L31 152L30 150L27 151L24 148L21 151L19 150V152L17 154L13 153L12 157L15 156V158L17 157L20 160L22 158H27L28 157V158L32 159L33 161H38L39 162L38 165H39V164H41V162H46V161L52 160L57 155L56 152H59V150H57V149L60 148V146L58 147V145H61V142H62L61 140H63V141L64 140H68V139L70 141L73 140L70 137L68 138V136H64L62 134L61 135L60 134L58 135L57 133L56 134H51V129L53 128V126L60 127L62 125H65V124L69 123L70 125L72 124V126H75V128L77 130L86 129V128H84L85 127V124H84L85 122L83 120H82L83 122H81L80 124H79L78 120H76V121L73 120V119H75V117H77V115H79L78 112H76V114L77 113L78 114L75 115V111L78 110L80 107L81 108L83 107L82 105L80 106L78 104H75L76 108H74L73 107L74 106V102L73 101H71L70 106H68L67 109H69V107L72 106V102H73V106L71 107V109L74 108L75 111L69 112V114H68L67 112H65L67 109L66 108L64 109L62 107L63 106V102H61L60 103L61 105L57 108V111H56V113H54V116L51 117V118H49V116H48L49 112L47 111V107H46L47 106L46 103H48V101H47L48 94L47 93H49L50 91H53V89H54V87L56 85H58V84L61 85L64 82L69 84V85H67L68 89H69V86H70V89H71V91H73L74 96H75V97L72 96L73 93H70V91H68V95L69 94L71 95L69 97H71V98L74 97V99H75V98H78L79 96L82 97L83 94H84L86 96V99H85L84 96L82 98H83V100L85 99V101L88 100V102L86 101V103H93L94 104V103H97L96 100H98V103H99L98 105L99 106H95V105L92 104L94 106V108H92V109H94V110H92V112L95 111L93 113L94 115H96L98 117L100 116V119H101V117L104 118L107 115L106 113L109 112L107 118L106 117L104 119L102 118L104 120V121H102L104 123V126H103V124H100L101 125L100 127L104 128V130H102L104 132L103 135L107 136V137L104 138L102 136L103 139L98 140L100 142L98 144V146L101 149V150L100 149H98V150H100L102 152V149H104L103 152H105L106 155L108 154L109 151H111V149H113L112 148L113 147L112 144L115 147L114 149H116L117 141H114V139L110 138V139H112V141H114V142H112L109 139V136L110 135L112 136V134H114L113 130L116 128V125H117V128H119L118 124L121 123V122H123V123L120 124L121 127L119 128V129H122L121 131H123V129L129 131L128 130V125L132 124L131 126H133V127L129 126V129L133 130V128H134V130H135V132L137 134H138V132H140L139 130L142 129L144 131H141V132L145 133L146 135H148L150 137L149 139L158 137L161 134H162L161 136H163V137L165 135L168 136L167 134H169V133H170V135H173L174 133L177 134V130H178L179 137H177L178 136L177 135L176 136L177 138L181 139L180 138L181 136H182V138L183 137H187V136L189 138V139H187L188 141H186V142L183 141L184 143L180 144L179 145L180 147L179 146H177V147L175 146L176 150L179 152V155H178V152H177L178 158L184 159L186 161H188V159L190 158V156L188 155L189 151L186 148L188 146V142L191 140V138H190L191 136L195 138V139L193 138L192 140H194V142H196V144H199V145L203 141L202 138H204L206 136H207L206 137L207 140H210L211 143L213 141H215L214 140V138H215L214 136H211V138H209L206 130H203V128H205V126L208 125L207 123L209 122V120H207L208 121L207 122L206 119H201V117L197 113L196 114H195V112L193 113V111L191 109L185 110V113H186L185 116H192L193 114H195V115L192 116L193 119H191V117L190 118L185 117V116L183 117V118H185V120L188 119V121H190L189 125H187V126H183V125H181V123H179V125H178L177 122L174 121L176 119L175 118L176 116L173 115V117H172V115L170 114L171 111L169 109H167L163 114L162 113L160 114V113H158L159 112L158 110L156 111V109H158V108H156V107H155L156 109L152 108L153 106H151V105L150 106L149 105H147V106L144 105L145 109H143V111L145 113H143V111L142 112H138V113L136 112L137 113L136 116H140V117H136L135 116V114H136L135 111L136 110L135 109L133 110L132 108L140 106V104H139L140 101H138L139 98L136 95L137 92H138V89H135V88H138L140 86V84H139L140 80H139V78L137 76L134 77L133 82L129 83L128 88H125V86H124L125 90L123 91L122 87H123L124 84L122 83L123 82L122 81L123 80V75L122 74H124V73H122V71L120 69L122 74L118 71L117 75L119 76L121 74L122 76L121 75L120 76L122 78L119 76V78H120L119 79L118 76H117V78L115 77L116 79H114L115 81H111L110 84L106 85L108 83V81H106V80L109 78V77H106V76L110 75V73H111V72H109L110 69H111V71L115 70L114 72H116L117 68H115V65H117V64H118L117 66H120L122 64H123V66L130 65V66L135 67L139 71H140V68L142 66V68H141L142 71L143 70L144 71H150V72L154 73L155 76L160 77L162 80L165 79V82L169 81V83L175 84L177 87H179V89H180V86H181V90H184V86L186 85L188 87L187 88V91H188L187 93H189L190 95H192V97H194V99L197 101V103H198V105L200 107H203L204 109L208 110L210 108L221 106V104L218 105V101L221 99V96L220 97L212 96L210 94V92L208 91V88H207V86L205 84H203L201 82H197V83H193V84L190 83L189 81L185 82V78H186L185 77L186 76L185 75V71H186L187 64H185V65H183L181 63L178 64V63H175L172 60V58L170 56V52L171 51L168 50L169 48L171 49V47L166 42L164 37L155 34V35L151 36L152 37L151 40H147V35L143 31H141L140 29H133L130 32H127V33L125 31H122L120 34L119 33L118 34H111L109 39L104 44L103 42H101L99 40L97 35L95 36V35H92V34H88L87 36H85V37L83 36V37L80 38L81 43L78 44V46L80 45V47H79L80 50L77 49L78 50L77 51L76 48H78V47H75V48H73V50L75 49L77 52L75 50L72 51V50H70L72 46L70 47V45H68L70 43H68V41H66V43H65V41L63 39L62 40L64 42L61 41V39L58 40V38H56V36L59 35V34L56 35L55 33L57 31H59L58 33H63L64 32V34L68 36L70 34H68L65 31H69V33H70L72 30L75 29L76 26L74 24H72V26L70 24L65 26V24H63V22L60 19H56V20L48 19L49 15L45 11L43 4H38L40 6L37 7L38 9H36L35 6L32 7V6H30V4L28 5V3H30L29 1H26V0H22ZM6 3H7V5H6ZM195 3H198V4H195ZM223 3H225V5ZM19 4H22L23 8L21 6H19ZM137 4L139 6H137ZM137 4H136L135 8L137 10H139V11H141L143 9L144 10L147 9L146 12H148L150 10L152 12H154L155 15L154 14H151V15L146 14L148 16V18H153L155 16H161L164 19V21H170L171 18L173 19V21L176 20L175 22H172V20L170 21L173 24L177 23L176 25L174 24L172 29L179 37L183 36L185 38L186 37L188 38V39L186 38L187 39V43L185 42V46L187 45V47L189 48L188 49L189 52L194 53L196 51L195 53H197V54L199 53L197 55L199 57H200L201 54H202L201 57H203V56L204 57L205 56H211V58H213V61H216V60L217 61H220V60L223 61L224 59L231 58L232 56L237 61V59L240 57L239 58L240 62L238 61L239 63L237 64L238 66L236 65V61L235 60L230 61L234 65H232V63L228 64L229 61L225 62L226 60H224V62L226 64L225 66L228 67V65H230L228 68L229 69L232 68V69L229 70L226 67L227 71H229V72H233L234 71L235 73H237V72H240L242 70L246 71L245 69H247L250 73H253L255 76L257 75L256 78H259V79L261 78L264 81L263 76L260 77V74L262 75V73L264 71L263 70L264 69V6H263L264 0H186V1L185 0H181V1L180 0H138ZM218 4L222 8L221 10H224L225 6L227 5L226 8H225L226 12H225V10L224 11H220V9L218 8L220 6H218ZM200 5H203V7L205 6L206 10L200 8L201 7ZM154 6L157 7L158 11H156V12L154 11ZM259 7H261L262 9H259ZM215 8H217V10L219 9V11H218L219 13L217 11L214 12ZM21 9H22V11H21ZM253 16H256V17L253 18ZM164 17H166V19ZM168 18H170V20H168ZM245 19H247V20L249 19V22L246 21ZM22 20H24V21H22ZM42 20H44V21H42ZM241 21H243V22H241ZM36 22L38 23V25L36 24ZM100 22L102 23V21H100ZM100 22H99V24H100ZM41 24H43L42 26H44V27L39 26ZM173 24H171V26ZM54 25H56V26H54ZM96 25H98V24H96ZM50 26H51L52 29L57 28L56 31L55 30L52 31L53 34H51V35L49 33L51 31L48 30V27L50 28ZM186 26H188V28ZM40 28H41V30H40ZM45 28H46V30H45ZM68 28H69V30H67ZM181 28H183V29H181ZM43 29L45 30V32H44ZM52 29H50V30H52ZM177 30L179 31V33H180V30H181V33H180L181 36L177 32ZM228 30L230 31V33H228ZM188 31H189V34H188ZM210 31H211V33H210ZM214 31L215 32L217 31V32L215 33ZM221 31L223 32V34L225 33L224 36H223ZM212 32H214L215 35L212 34ZM248 33H250V34L253 33V34L251 36H248ZM54 34H55V40H57V41H55L54 38H50V37H53ZM208 34H210L211 36L208 35ZM217 36H219V38ZM5 37H7V38H5ZM189 38H190L191 42H189V44H188ZM201 38H202V40H201ZM41 43H43L44 45H47V46L45 47L42 44V47H40L39 45H37V47H36V44H41ZM159 44L160 45H164L166 47L167 51H168L167 52L168 56H165L161 62L155 60L152 57L153 56L152 55L153 51L156 49V46H158ZM212 46H214L213 48H215V52L218 50V51H221V53L220 52L214 53L213 51L212 52L209 51L210 49L211 50L213 49ZM45 48L49 49V50L51 49L50 51L49 50L48 51L50 52V54L52 56L48 55V58H47V54H45V53L42 54L43 51L46 52ZM82 48H84V49L86 48L87 52H90L89 53L90 57L88 56V54H85L86 50H85V52H84V49L81 50ZM230 49H232V50H230ZM88 50H90V51H88ZM93 52L94 53L97 52L99 54L98 57H96L97 54L96 55L92 54ZM210 52L212 53L211 55L209 54ZM10 53L12 54V56L14 55L16 57L12 58L11 60H8L9 59L8 55H10ZM225 53H226L227 56H225ZM215 54H217L216 57H214ZM218 54H219V56L222 54V56L224 55L225 57H223V59H221L218 56ZM63 55H67V56H63ZM230 55H232V56H230ZM50 56L52 57L51 59L49 58ZM99 56H100V58H102L101 56H103V58L104 57H108L107 60L108 59L110 60V61L108 60L109 62H111L110 63L111 64L110 68H109V65L105 64L107 66V67L105 66V68L109 69L107 72H105V69L101 68V67H104V63H106V62H103V59H102V61H100L101 59H98ZM7 57H8V59H7ZM93 57H95V58H93ZM113 57H114V61H113ZM62 59H63V61H62ZM79 59H81V60H79ZM218 59H220V60H218ZM3 61L4 62L6 61V62L4 63ZM70 61H72V63ZM73 61H75L74 64L77 61L78 65H79V63H81L84 66L82 68V70L80 69L81 70V74H82L81 78L80 77H77L79 79L74 78L75 80L71 76L73 75V73H75V72H73V70L74 69H75L74 71L78 70L77 67H79V66L77 64L73 66ZM233 61H235V63ZM51 62H52V65H51L52 67L49 65V64H51ZM63 62H66V63H63ZM133 62H136V63L133 64ZM53 63L55 65H53ZM99 63H100V65H99ZM125 63H128V64H125ZM47 64L49 65V67H48ZM42 65H44V66L47 65V66L43 67ZM37 66H39V67H37ZM111 66L112 67L114 66L113 69L111 68ZM35 67L37 68V70L34 69ZM41 67H42V70H41ZM47 67H48V69H47ZM50 67L53 68L51 71H50V69H51ZM83 69H85V70L87 69L86 72ZM101 69H102V71H101ZM38 70H39V72H38ZM71 70H72V73H71ZM138 70H137V72H139ZM93 71H94V73H93ZM98 71L100 73L101 72H105V73H101L103 76L102 75L100 76L99 75L100 73H98ZM248 71H246V72H248ZM11 72H12V74H11ZM96 72L98 73V77L96 75L97 74ZM18 73H19V75H18ZM48 73H49V75H48ZM65 73H66V75H65ZM70 73L72 75H70ZM86 73H88V74L91 73L92 76L96 75V77H93L94 79L96 78L95 81H93L94 80L93 78H92V81H91L92 84H95V85H91L90 84L91 83L90 82L91 77H90V79H88L87 76H89V75L86 74ZM112 73H111V75H112ZM45 74H46V76L48 75V77H46ZM58 74L60 76H58ZM83 74L87 78L84 77ZM2 75H4V76H2ZM18 76H19V78H18ZM63 76H64V78H63ZM16 77H17V79H16ZM74 77H76V76H74ZM101 77H103V78H101ZM6 79H8L9 80L8 82H10V83H8ZM10 79H12V81ZM18 79H20V81ZM62 79H64L63 80L64 82L61 81ZM100 79L103 82H101ZM4 80H6V81H4ZM14 80H15L16 84L12 85L14 83L13 82ZM96 81H98V83H96ZM212 82H215V83L219 82V77H214L212 79ZM102 83H103V86H102ZM151 83L149 82L148 84L144 85V87L146 88L145 92H147V95L153 96V98L155 97L157 99V101L161 97L159 102L162 101L163 103L165 102L166 104L169 101L173 100V97H174V96L172 97L173 94H171V95L168 94L169 97L167 95L160 96L158 94V92H159L158 90L161 91V88L159 89V86L157 87L156 85L151 84ZM166 83H168V82H166ZM65 85L66 84H64V86ZM150 85L151 86L153 85V86L151 87ZM22 86H23V88H22ZM67 86H65V87H67ZM95 86H97V87H95ZM98 86H100L101 89H102V87L105 88V89H102L100 91L99 90L100 87H98ZM4 87L5 88L8 87L10 90H13L12 92H14L15 94H12V92H10V90H9V92H8V90L5 91ZM19 87L21 88V90H20ZM25 87H28L29 90H28V88H25ZM142 87H143V85H142ZM24 88L26 89L25 91H24ZM97 88H98V90H97ZM156 88H158V90ZM153 89L154 90L156 89V90L154 91ZM34 90L36 91L35 92V96H34ZM47 90H48V92H47ZM148 90H150V91H148ZM98 91H99V93H98ZM89 92H90V94H89ZM153 92L155 93V95L153 94ZM16 93H19L20 96L18 95L19 96L18 97ZM21 93H23V94H21ZM76 93L77 94L79 93L78 97L76 96L77 95ZM96 94H99V95L96 96ZM100 94H101V96H100ZM151 94H153V95H151ZM32 95H33V97H31ZM2 96H3V98L5 96V99H3ZM16 96H17V98L15 99ZM37 96H38V99L40 97L42 100L41 99H40V101L38 100L39 104L38 105L35 104V106H37L35 108L34 102H32V101H33L34 97L36 99ZM102 96H104V97H102ZM28 97L31 98L32 101ZM115 98H116V100H115ZM19 99H17L14 102L15 103H20ZM26 99L28 100V102L26 101ZM100 99L102 101H104V102H101ZM107 99L110 100V102H113V100L115 102H113L114 103L113 106H111V107L107 106V109H106L105 104L109 102ZM166 99H169V100H167L168 102L166 101ZM236 100H237V98L235 97L225 107H228V109H231L232 107H234L236 105V103H237ZM93 101H95V102H93ZM106 101H108V102H106ZM116 101H118V102H116ZM102 103H105V104L102 105ZM117 103H120V104H117ZM2 104H0V105L3 106ZM100 104H101V107H100ZM146 104H149V103L146 102ZM15 105L17 107V104H15ZM77 105L80 106V107L77 108ZM118 105H120V106L121 105H124V106L128 105L129 107L125 106V108H123V110H121L119 112V109L117 107ZM33 108L35 109L34 111H32ZM219 108L225 109L222 106L219 107ZM29 109H32V110H29ZM36 109H38V110H36ZM125 109H127V110H125ZM147 109H150V110L148 111ZM82 110H84V109L82 108ZM102 110H104V111H102ZM218 110H220V109H218ZM260 110L262 111V113L260 112ZM263 110H264V108H259L258 109L256 118H254V119L250 118V119L244 120V123H243L244 126H242L243 124H241V122H239V119H233V121L231 119L228 122V123H230V124H228L230 126H228L227 124H224V127L226 128L228 126L229 128L227 127L226 130L228 129L233 134H235L236 129H237V131H240V129H238V128H241V129L243 128V129H246L248 131L250 130L253 133L256 131L257 135L260 134L261 137H264V134H262L263 132H260V131H262V127L264 126V119H263L264 118V112H263ZM2 112L3 111H1V108H0V113H2ZM79 112H81V111H79ZM121 112L123 113V115H119V113L122 114ZM168 112H170V113H168ZM223 112H224V110H223ZM223 112H219V116L221 115L222 117L221 116L218 117V114H216L217 117L214 116L213 120H210V121H214L213 122L214 124L216 122H218L217 123L218 126L221 125L220 122H222L223 119H224L223 118L224 114L223 115L221 114ZM26 114H28V116ZM101 114L102 115L105 114V115L102 116ZM138 114H140V115H138ZM141 114L142 115L144 114V116L146 115V117H144V116L141 117L142 116ZM150 114H151V116H150ZM153 114H155L156 117ZM157 115H158L159 118L157 117ZM70 116L72 117V120H71ZM181 117L182 116H180V118ZM94 118H95V116H94ZM195 118L198 120L196 122H200V123H198L200 125L196 124V122L194 121ZM258 118H259V121H257ZM260 118H262V119H260ZM116 119H117V121L119 123L118 124L114 123V126H113V122H117ZM255 119H257V120H255ZM41 120H42V122H41ZM43 120H44V122H43ZM260 120H262V121H260ZM246 121H247V123H246ZM102 122L100 121V123H102ZM259 122H260V124H258ZM262 122H263V124H262ZM107 123H109L108 127L106 126ZM210 123H212V122H210ZM210 123H209V125H211ZM238 123H240V124H238ZM249 123H251V126L249 125ZM73 124H75V125H73ZM136 124H137V126H136ZM193 124H194V126H193ZM202 124H204L205 126L203 127ZM214 124H212V125L215 126ZM110 125H112L111 128L109 127ZM126 125H127V127H126ZM188 126L190 128H187ZM199 126H201V127H199ZM260 126H262V127H260ZM75 128H74V130H76ZM137 128H138V131H137ZM200 128H202V129H200ZM46 129H48V130H46ZM116 129L114 130V132H117L119 130L118 129L116 131ZM0 130H2V129H0ZM3 130H2V132H3ZM105 132L107 133V135H105L106 134ZM108 132L109 133L112 132V133L109 134ZM123 132H126V131H123ZM186 132L189 133V134H192V135H190V136H189V134L185 135ZM0 134H1V132H0ZM108 134H109V136H108ZM24 135H26V133ZM24 135H23L24 138L22 137V134L20 136L18 135V137H16V138L17 139L19 138L20 142H21V138H22L23 139L22 142H23L25 139H27V135L26 136H24ZM148 136H147V138H148ZM173 136H175V135H173ZM199 136L201 138H198ZM206 138H205V140L203 141L202 144H204V142H206ZM198 139H200V140H198ZM223 139L225 141H227V143L230 142V140H231V139L221 138V142H223V143H224ZM158 140H160V139H158ZM233 140H235V139L232 138V141ZM74 141H71V143H70V145H72V147H70V148H72L71 149L72 152H74V153L75 152L76 153L84 152V151H87V149H88V151H87L88 155L90 154L92 156V158L95 157V155H94L95 153H98L97 152L98 150L95 149L96 146L95 145H94L95 147H93V145L89 146L88 143L84 141V139L83 140L81 139L80 141H78V140H76L75 142ZM54 142H55V146L54 147H58V148H54V149L57 150L56 152L53 153V151H51L52 154L50 155L49 154L50 152L48 153V152L45 151L46 149L42 150V148H46V147L49 148V146L53 149L52 145H54L53 144ZM218 142H220V140L216 138V141L213 142L212 144L209 143L210 145H209V147H207L208 151L205 154V156L206 155H208V156H207V158H205L206 162L203 161L204 162V166H205V168H204L205 169L204 170L205 173L204 174H205V176H207V178H211L214 175H221L222 177L226 178L225 180H227V179L230 180L231 179V181H232V180H234L236 178L235 181H237L238 180L237 179L238 175L235 176L236 173L231 172L232 168H228V167L232 166L231 164H228L229 163L228 159H227L228 163H227L226 159H224V160L221 159L222 160V164H220L221 165L220 170L217 169L216 167L214 168V166L211 165V162L209 161L212 153L214 154V151L212 150V148L214 149V147H215L214 145H216V143H218ZM233 142H232V146H230L231 143L230 144L228 143L229 146L228 145L226 146V144H225V146L227 147V148L226 147L225 148L226 149L230 148V151H228V152H230V154L232 153L231 150L236 152L237 156L241 154V156L243 157V161H244L243 163L244 164L246 163V165H247V163H249L248 166L250 165L252 167L253 166V162L256 161V157L257 156L260 159L261 158L264 159V157L261 156V155L264 156V146H262V145H264V142L262 144H260L258 149H256V147L251 148L252 146L249 147V149H248V146H246L243 143H242L243 146H241L242 144L240 145L241 142H239L238 140L235 141L236 144L233 143ZM121 144L123 145L124 143H121ZM234 144L237 146V148H236V146ZM130 146H132V147H130L131 151L129 150V152H128L130 154H127L128 157L129 156H130V158L138 157L139 159L143 158L141 156H143V153H145V152H143L139 148V146L137 145L136 142L132 143V145L130 144ZM245 146H246V148H245ZM90 147L91 148L93 147V149H91ZM103 147H108V149L106 148L108 150V152ZM197 147H199V146H197ZM197 147H196V150L198 149ZM209 148H210V150H209ZM3 149L4 148H0V156H1L0 157V172L1 173L4 170H6L8 172L11 171L18 163V160L14 159V163H13V160H10V158H9L10 154H8L5 157L4 154L6 155V152L8 153V151L5 149V151H6L5 152ZM186 152H188V153H186ZM184 153H186L187 156L184 155ZM161 154H162V152L160 150L157 151V152L154 151L152 156H153V159L155 161L154 163L156 164V166H158L157 169L159 168L158 170L160 171V173L162 172L164 174V176H165L166 174H168V171H166V168H165L166 161H164L163 154H162V156H161ZM189 154H191V153H189ZM209 154H210V156H209ZM234 154H231V156L234 155ZM182 155L184 157H182ZM192 155L194 156V158H192V160L190 158L189 162L193 163V160L194 161L200 160V162L196 161L192 165H197V164L202 165L203 162L201 163V160H202L203 157L200 158V156L196 152H195V154L192 153ZM195 155H198L199 157L195 156ZM3 156H4V158H3ZM91 156H89V157L91 158ZM108 156L111 157L110 155H107V157ZM152 156H150V157H152ZM234 156H232L231 158H233ZM12 157H11V159H12ZM107 157L104 160L107 161ZM208 158H209V160H208ZM228 158L230 159V157H228ZM32 160H30V161L32 162ZM73 160H74V162H77V163H73V161L69 162V163L68 162H61L62 160H60V162H58V163H55V167H56V172L55 173H56V175L54 174L55 176L53 175L51 177H46L45 176L46 177L45 178V177H43L44 175L40 174V176H39V174H38L37 182L42 183V185H44L46 183H50L52 185L54 184V186H55V184L56 185L57 184L61 185V183L63 185V183L66 182V178L63 176L64 172H63V174H60V173H61V171L66 170L65 168L67 166V167H71V168L73 167V169L76 170V171L74 170V173L76 174V176L72 172V175H71L72 177L74 176L76 178H80L81 181L83 180L82 183L86 182L88 184V181L90 180V177L87 176V175L90 174L88 171H90V169H91V164L89 163V161L86 162V163L80 162V164H79L76 159H73ZM231 160L233 161V159H230V161ZM261 161H264V160H261ZM163 162H165V163H163ZM11 163H12V165H11ZM66 163H68V165ZM111 163L112 162L110 161V158H109V162L107 161V162H104L103 164H101V167L99 169L102 172L103 171L106 172L107 170H111V169H116L117 165H114V164H111ZM225 167H226V169H225ZM187 168H188L187 166H184V168L180 171L182 173L179 172L180 174H178L177 177H176L177 179H181V181L183 180V181L187 182L186 184H188V186L184 187L182 190H180L178 188V186H177V184L175 182H171L169 184V183H166V182L163 183V182H161L159 180L157 182L152 180V179H151L152 181L150 179L146 180V179H148L147 176L138 175L135 180L127 182L126 179H125L124 173H121V175L123 177L121 175H119L116 178V180H114V181H107V180H105L104 177L100 178V180H98L100 182V185H99V182H97L98 183V188L96 186L94 187V185H92L94 188L90 187V183L88 184L89 186L85 183V184H81L82 186H79L80 185L79 184V185H77L78 187L76 186V187H73L71 189H66V190H64L62 192V194H64V197L70 198V200L71 199L74 200V198H75V200L78 199V198L84 199V197H86L87 199H90V200L91 199L97 200V198L99 197L103 201V202L101 201L99 203V205H98V208L100 207L99 209H101L100 212L106 211L108 209H112L111 211L116 209L113 212L117 213V210H120L122 207L123 208L127 207L128 209L126 208V210L128 211L127 213L129 214V216H127L126 220L131 219V218H136V219H138L140 225L146 227L147 230H151V229H154V228H159V229H162V230L170 229L173 232V235H174L175 239H180V237L183 238V236H184L183 234L186 232L185 230H187L186 228L188 226L193 228L192 230H187L188 237H197L196 233L205 234L206 235V233L209 232L207 229L209 228V221L210 220H208V219H210L209 218L210 214L207 215L208 214L207 213L203 219L202 218L197 219L196 217H194V216L190 217L189 215L188 216H179V215H177L176 213L173 212L174 208L172 210L168 211L170 213H166V212L163 211L161 202L156 201V203H154L153 205H150V206L149 205H145V202L143 200V199H145L144 196H143L144 194L143 195L141 194L142 196L140 194L133 195V194L129 193V191H128V187H130L132 185L133 186L134 185H138V183H143L144 187H145L144 190H146V188H148V189L150 188V191L152 190L151 188L153 186L154 187L157 186L158 188H160V191H161L160 195H162V198L164 197L163 199H166V200L167 199L168 200H172V199L174 200V199H176L178 197V193L181 194V191H184L185 192V194H184L185 198H183V203L186 206H191V204L194 201H196V199L198 197L196 192L194 193L195 190L193 189L195 187V184L196 185L198 184V183L194 182L195 180L196 181L198 180V179H196L198 177H195L196 174L191 172V169H189V168L188 169L190 170V172L187 170V172H188L187 173L185 171ZM77 169L79 171L81 169V173H83V174L76 173ZM226 170H228V171H226ZM84 172H86L85 173L86 176L84 175ZM1 173H0V175L2 176ZM253 174H254V175H252L253 177H248L247 179L242 180V182H243L242 184H244L245 186H247L248 184L249 185L252 184L251 185L252 186L251 193H253L256 196H258L260 194H262L264 196V194L262 193V192H264V190L257 186V181L259 180V182H260V180H262L261 178H259L261 176L260 171L259 172L255 171ZM1 176H0V183H1L0 186L3 184V179H2L3 177H1ZM209 176H211V177H209ZM233 177H234V179H233ZM251 180L253 181V183H249V182H252ZM17 181H20V180H17ZM153 181H154V184H152ZM259 182H258V184H259ZM18 183L16 182L17 185H18ZM102 184L115 185L117 187V190L119 189L118 193H120L121 195L117 193L119 196H115V194H114V196H112V195L104 193V190H102V188H100V186H102ZM254 184H256V187H255ZM19 185H21V184H19ZM19 185H18V190H17V187L14 184L12 186V188L10 189L11 190L10 193H9V190H8V192H4V190L6 191L7 189H4L3 185L0 188V193L2 191L1 196L3 194V198L5 197V200H3V198L2 199L0 198V205H3V207H0V219L2 220V221L0 220L1 221V223H0V241L3 240L2 242H0V247H1L0 248L1 249L0 250V254H1V252L4 249L13 250L12 246L14 245V249H24L26 251L28 259H29L28 260L29 264H46V263H48L50 256H53L51 258H55L54 255H58V254L60 255V254H62V251L59 250V252L57 251V252H53L52 253L50 251L51 250L50 249L51 248L50 245L53 243V240L56 238L55 237L56 235L51 234V233L46 235L45 233H42L43 230L42 231L40 230L42 225H43L42 223H43L44 220H42V219H44V217H42V214H38V213H45L44 210H41L40 207H39L38 210H35L37 213L35 211H32V212H35L36 214L35 213H31L30 217H28V218H23L22 216L18 215L19 213L15 212L13 209L11 210L10 207H11V203L13 201H17V202H20V203L23 202L24 206H27V208L29 209V208L32 207V205L29 204V202L33 204V200L37 197V196H31V194H32L31 190L29 189V191L27 190L28 191L27 192L26 191L27 188L22 186V185H21V187L23 188V190H21V187L19 188ZM86 185L88 187L87 191H86L87 188H85ZM193 185H194V187L192 188L191 186H193ZM207 185L208 184L203 186L204 189L202 188L204 193L209 192L211 190L210 188H212V187L207 186ZM40 186H41V184H40ZM251 186H249V187H251ZM219 187H221V188L217 187L218 190L215 189L217 191V194L219 193L218 194L219 196H217L216 201H215V196L217 194H216V191H214V196H213L214 199L212 198L213 202H212V199H210L211 201L207 202L208 208L211 207L210 210L213 208V211H214V209H216V211H218V209L226 211L225 209H227V211L225 213L228 212L229 215H231V214H233V215L235 214L236 215V214L240 213V217H241V215H242V217L244 215L243 218L241 217L243 220H246L245 218L250 219L251 217H253L251 220L254 221L255 225L254 224H252V226H251V224L248 225L250 229L247 227L248 228V235H246L247 234V228H246V231H245L246 234H243L245 232L242 231V229L245 228V226H242V225H244V224H242V223H244V221H242L240 219V217L239 218L235 217V219L237 221L236 222L234 221V223H237V225L234 224V230L231 231V232H226L225 230H223L222 229L223 225H220V223H218L216 221L219 224V225L216 224V226H218L217 228H220L219 230L217 229L218 231H216V234L218 233L217 236H216L218 238L217 242L220 240V241H222V242H220L222 244L223 241H224L227 244L226 247L232 245L236 251L237 250L239 251V247L242 248V246H244V245H248L249 249L257 248L255 246V244L252 243V242H250V244H248L249 243L248 241L251 239L250 237H252L254 235V233H263L264 234V208H262V206H260V205H259L260 206L259 207L257 203H253V201L255 199V198L252 197L253 194H251V196L248 197L251 200L248 199L247 198L248 195H246L244 193H243L244 195H241L242 193L241 194L238 193V196L235 198V200L234 199L230 200V199H227V194L231 193L230 190L227 189V188L223 189L225 186L223 187L222 184ZM89 188H90V192H89V194H87L88 191H89ZM1 189H3V190H1ZM14 189L17 190V191L14 192L15 191ZM227 190H228V192H226ZM25 191L27 192V194H26ZM18 192H20V195H19ZM85 192H86V194H85ZM52 193H53L52 195H56L57 190L56 191L53 190ZM21 194H26V195H24V197L29 195V198H28L27 202H26L25 199L21 198ZM206 194H208V193H206ZM7 195L10 196L9 200L7 199L8 198ZM128 195H130V196H128ZM17 196H20V197L18 198ZM30 196H31V198H30ZM256 196H254V197H256ZM263 196H261V197H263ZM219 197H222L223 202L220 203L219 200H221V199H219ZM32 198H34V199H32ZM244 198H247V200L244 201ZM36 199L35 200L40 203L39 197H37ZM217 199H219V200H217ZM252 199H253V201H252ZM23 200H25V202ZM5 201H7V202H5ZM174 201H176V200H174ZM249 201H252V203L249 202ZM39 203L35 202L33 205L34 206H39ZM5 205H6V207H4ZM8 208H9V210H6ZM83 210L84 211H89V208L85 207V209H83ZM111 211H109V212H111ZM120 212H122V210H120ZM231 212H233V213H231ZM11 215H12V217H11ZM237 216H239V215H237ZM37 217L38 218L42 217V218L38 219ZM40 219L42 221L39 222V223H36V221L37 220L40 221ZM22 221H24L23 224L21 223ZM10 222H11V224H9ZM125 223H128V222L125 221ZM17 224L19 225V227H18ZM5 227L7 229H5ZM28 228H30V229H28ZM37 228H38V235L34 239V241H36V243L38 242L37 243L38 246L36 247V246L32 245L29 242V239H30L29 235L31 234L32 230H36ZM205 235H203V237ZM46 236H48V238ZM203 237L201 236V240L202 241H201V245H200L199 249H197L195 251H188L187 252V256H188L189 259H198V260L202 259L203 261L204 260L205 261H209L211 264H224L223 262L229 264V263H231V261H233V259H234L235 263H237V262L241 263V262L249 261V262H247L248 264H264V260L263 259H258L259 261L257 259H254V256H255L254 254H253V257H252V254H251L252 249L250 250V253H248L247 256H245V258L246 257L248 258L247 260H245L244 257H241V256L239 257L238 254H237V256H236V254L235 255L227 254V253H229L228 252L229 248L227 247V249H226V247L224 246L225 245L224 243H223V245L220 244V246L218 245L219 242L217 244L211 243V244H213V245H211V244H208V242H207L209 240L208 236H206V240L207 241L205 240V237L204 238ZM50 238H53V239H51V241H50ZM191 239H193V238H191ZM9 241H10V243H9ZM16 241H18V242H16ZM246 242H247V244H246ZM209 243H210V241H209ZM105 244H107V242ZM207 244L211 245V246L209 247ZM214 245H217V246L212 248V246H214ZM46 246H48V247H46ZM218 246L219 247L222 246V248H219ZM232 246H230V247H232ZM216 247L221 249V250L225 249V251L227 250V252L225 253L224 251H222V253H221V250H218ZM104 248H105V246L103 247V249L100 248V250H104ZM214 248L216 250H218V251L216 252ZM258 252H260V253H262L264 255V245H260L258 247ZM123 254H125V253L123 252ZM124 256L127 259L126 254ZM230 256H231V260L229 258ZM13 257L15 258V260L13 259L14 261L11 260ZM46 257H48V260H47ZM249 257H252L254 259V261H253L252 258H250V260H249ZM9 258H10V260L9 259L4 260V261H1V263L2 264H24L25 263L24 262V258H22L21 256H16L15 254H13V255L10 254ZM56 258H57V260L60 259L61 255L59 257L56 256ZM228 258H229L230 262H229ZM21 260H22V262H21ZM37 260H39V261H37ZM128 264H133V262L132 261H128Z\"/></svg>", "mask_w": 264, "mask_h": 264}]
</instances>
